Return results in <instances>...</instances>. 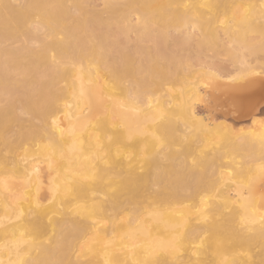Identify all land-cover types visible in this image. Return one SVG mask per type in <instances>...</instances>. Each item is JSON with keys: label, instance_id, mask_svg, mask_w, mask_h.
<instances>
[{"label": "bare ground", "instance_id": "6f19581e", "mask_svg": "<svg viewBox=\"0 0 264 264\" xmlns=\"http://www.w3.org/2000/svg\"><path fill=\"white\" fill-rule=\"evenodd\" d=\"M103 4L0 0V94L13 96L0 153L19 146L0 156V264H264V162L250 158L264 150V83L226 84L252 125L236 134L195 108L211 70L188 81L150 53L138 71L108 33L135 15L141 29L197 25L213 44L220 31L234 44L257 31L261 48L264 0ZM126 76L138 83L123 87Z\"/></svg>", "mask_w": 264, "mask_h": 264}, {"label": "rangeland", "instance_id": "374dc122", "mask_svg": "<svg viewBox=\"0 0 264 264\" xmlns=\"http://www.w3.org/2000/svg\"><path fill=\"white\" fill-rule=\"evenodd\" d=\"M245 1H248V0H245ZM103 5H104L103 0H96L97 8H102ZM218 9L220 10V9H222V7H219ZM129 20H127V21L122 20L120 22H116L115 23L116 25L113 26L114 29L112 27V31H110L111 33L108 32L109 30L104 27L105 29H107L106 32H108L111 35V37L108 36V40H109V37H110V40H113L112 41L113 43L111 41H109L110 44L114 45L116 47V48L113 47V49L115 50V51L113 50L115 54L118 51H120L121 53L122 52H126L128 54L131 53L130 55L133 54L132 56L136 57V58L134 57L136 60L133 58L135 60V61H133L134 62L133 64L139 65L140 63H142L145 60V58H143V56L148 57V56H150V53H151V56L154 55V59H155V60L153 59V56L152 57L150 56L151 58L148 57V60L151 59L152 62L149 60L151 63H153V60L155 62L158 60L160 65H161V63H163V65H161V66H165L168 64L166 66V69H172L170 67L177 65L175 67L179 66V68H181L182 71L187 73L186 76H187L188 81L194 80L195 77H193V76L197 77V75H201V72H198L201 69L203 70L205 68L206 70H208V69H209V71L211 70V72H212L211 76L212 77L209 76L207 78L208 79L207 81L208 82H210L212 80H214V81L211 83L212 84L211 86L206 88V92L204 93L203 98L201 100H195V108H196L197 112L202 114L204 117L206 116L208 118V120H209V118H211L210 121L212 123L214 122V124H216L217 121H220L221 125H220V122L219 123L217 122V124H219L221 127L228 124L229 126H231L232 131L234 130V132L236 134L243 135L244 133H247L249 129L251 130L252 125L249 124V121H248L249 118H246V117L244 118V117L238 116L239 114L237 113V111H234L235 110L234 107L231 106V104H230L231 96L233 95L232 93H234V92L232 91V89L229 86H226V84L234 85L236 83V85H237V84L243 83L245 80L247 82L249 79L250 80H252V79L253 80H259V78L261 79L260 81H262L264 83V46L261 48H258L260 46L256 47V45L258 44L257 42H259V40H261L259 44L261 46L263 45V44H261V42H263V37L260 34V32L249 30L250 32L248 33V35L246 33L245 39H247V40H245V42H240V43L234 44L231 41V37L227 36L226 33L224 34L222 31H220L221 34H220V32H219V34L221 35V37L219 38L220 41H218V42H220L221 44L217 42V43H215L216 44L215 45V44H213V42H210L211 38L208 37L209 34H207V36L204 37V35H206V34H204L203 32L201 33L200 30H198V28H196L197 25L194 26V25L185 24V26H184L182 23H180L176 26L172 23L166 24V23H162L161 21L156 20V22H154V21L149 22L147 24V27H145L146 29L145 28L141 29V28H143L141 25L142 23L137 21L138 19H136L135 15L132 16L130 21ZM129 23H131V25H130L131 28L133 27L132 25H134V27L132 29H130V27L129 28L127 27L128 29L126 28V26H129ZM138 23H140V24L138 25ZM137 25L139 26V28L136 27L138 29H135V26H137ZM104 28L102 29V31L104 30ZM103 32H105V31H103ZM206 38H208V39H206ZM114 41H115V44H114ZM246 41H248L250 43H247ZM12 43H14L15 45L16 44L18 45L20 42L19 43L12 42ZM12 43L11 44L9 43V45H12ZM253 43H254V46L251 47ZM255 43H257V44L255 45ZM110 44H109V46H110ZM6 45L9 46L8 43ZM12 46H9V47L11 48ZM225 46H226V48H225ZM229 48H231V50ZM232 48H234L235 50ZM257 48H258V51H257ZM229 50H230V52L232 50H233V52L235 51L236 57L233 54V52H231L233 55L230 52L228 53ZM129 51H130V53H129ZM120 52H118L119 53L118 55H120ZM146 52L149 54H147ZM143 53H144V55H143ZM155 54L158 55L159 57L158 56L156 57ZM160 56H161V59H160ZM140 57H141L142 62H140L141 60L138 61V58L140 59ZM176 60H178V61H176ZM237 60H239V61H237ZM145 61H147V58ZM149 61L147 62L148 64H149ZM170 62H172V63H170ZM101 63L102 62H100V64ZM103 63H102V65H100L101 67L104 66ZM144 63H146V62H144ZM170 64H173V65L171 66ZM138 65H135V68H137V70H138ZM141 65H143V63ZM157 66H159V64ZM140 67H142V66H140ZM140 67H139V70H140ZM248 67H249V69L246 70V68H248ZM102 69H103V71H104V69H106L108 72V68L106 66H104ZM161 69L162 68H159V70H161ZM156 70H158V67ZM161 71H164V70H161ZM213 71H214V73H213ZM158 72H160V71H158ZM193 72H195V74H193ZM254 72H256V73H254ZM108 73H107V75H108ZM156 74H157V72H156ZM156 74H154V75L156 76ZM105 75H106V72H105ZM219 75L221 78L219 77ZM132 76L133 75H131V78H132ZM109 77H108V79H109ZM173 77H175V78H173ZM173 77L172 78H173L174 83L176 80H179V77H178V79L176 76H173ZM214 77H216V78L214 79ZM126 78H127V80L129 78V82L125 78H123L124 79V80L122 79V81H124V85L122 83L123 87H126V86L128 87V85L130 87V85H132V84L134 86V83H136V84L138 83V81L130 83V81H131L130 77L126 76ZM136 78H137V76H135V79H133L132 81H134V80L136 81L137 80ZM201 78H202V75L200 77L198 76V79H201ZM163 80H161V84H160V85L164 84L162 87H166V88H169L168 86L173 87V84H171L170 82L168 83V81H169L168 79H163ZM218 80H219V82H218ZM250 80L248 82H250ZM179 82H180V80L178 82L176 81L177 84ZM125 84H127V85L125 86ZM222 85H225V86H223V87H225V89L222 87ZM150 86L152 87L153 85L150 84L148 87H150ZM159 86L157 89L162 88ZM175 86L177 87V85L174 84L173 88H175ZM155 87H154L153 91L156 90ZM215 87H216V89H215ZM222 88H223V90H222ZM148 90H152V89H148ZM164 90H165V88H164ZM164 90H162V91H164ZM219 90H222V91L219 92ZM225 90H227V92ZM153 91H149V93H151L153 95ZM159 91H160V89H159ZM235 92L240 93V91H235ZM242 92H244V91H241V93ZM120 93H121V91H120ZM120 93H119V95L123 94V93L122 94H120ZM156 93H159V92H156ZM159 94H161V92ZM0 95H2V96H0V99H1L0 100V108L3 107V104L7 105L10 101L13 100V96H12V94H10V92H5V93L0 94ZM155 96H156V94H155ZM263 102H264V100L262 101V103ZM260 106H261L260 107L261 110H260L259 115L261 114L260 118L262 116L263 117L261 119L259 118V122L262 121V123H264V121H263V119H264V115H263L264 114V103ZM22 116L24 118L28 117L26 114H22ZM222 122L224 125H222ZM222 128H224V127H222ZM16 129H17V127L13 128V130L8 131L7 134L9 133L8 134L9 136L13 135V133L15 132ZM29 141L28 142L30 144H27V145L30 146L32 144V141L31 140H29ZM199 144L201 145L202 142H199ZM0 146L3 147V143L1 142V139H0ZM18 147L19 146L17 145L14 148L15 150L13 152H7V150H5V152L3 151V153L4 154L7 153L6 156L9 159H11L12 158L11 155L12 156L17 155ZM2 150H4V147H3V149L2 148L0 149V152H2ZM2 154L0 153V156ZM253 156L255 158H253ZM253 156L250 158H251V161L253 160L254 163L251 161H250V163L255 164L258 162L259 163L264 162V150L259 152V153H255ZM180 160H181V158L178 159V161H180Z\"/></svg>", "mask_w": 264, "mask_h": 264}]
</instances>
